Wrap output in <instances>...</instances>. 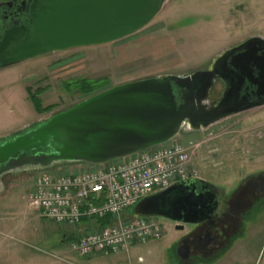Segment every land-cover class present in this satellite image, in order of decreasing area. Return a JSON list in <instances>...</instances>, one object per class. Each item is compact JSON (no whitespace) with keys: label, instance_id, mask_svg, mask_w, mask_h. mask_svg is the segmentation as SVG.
I'll list each match as a JSON object with an SVG mask.
<instances>
[{"label":"rangeland","instance_id":"1","mask_svg":"<svg viewBox=\"0 0 264 264\" xmlns=\"http://www.w3.org/2000/svg\"><path fill=\"white\" fill-rule=\"evenodd\" d=\"M252 37L264 38V0H168L148 26L127 38L102 46L50 53L0 69V138L37 124L40 112L26 98V87L33 96L40 90L48 91L43 96L45 105L56 103L55 110L42 114L47 120L92 94L83 95L73 90L74 86H68L70 83L99 81L101 88L131 79L189 76L206 70L219 55ZM178 138L186 146L198 145L193 151V163L202 179L234 189L241 174L264 167V108L200 132H182ZM252 147H257L256 156L261 160L244 153ZM246 160L251 165L245 171L241 165ZM91 168L89 164H61L48 172ZM35 171L19 170L0 178V264H138L139 258H143L144 264H180L179 246L172 242L174 236L182 233L161 217L149 218L161 224L160 241L135 246L128 253L99 255L95 259L73 253L70 244L77 238L76 228L56 225L29 203ZM262 215L254 223L257 225L252 233L248 229L242 233L240 245H261ZM123 217H136L134 207L128 208Z\"/></svg>","mask_w":264,"mask_h":264},{"label":"water","instance_id":"2","mask_svg":"<svg viewBox=\"0 0 264 264\" xmlns=\"http://www.w3.org/2000/svg\"><path fill=\"white\" fill-rule=\"evenodd\" d=\"M167 1L34 0L31 29L14 27L4 33L0 66L4 69L50 53L112 44L148 26ZM248 43L264 46V38L252 37ZM234 51L226 50L206 70L189 76L111 87L0 138V178L61 164H107L167 144L182 132H200L212 122L218 124L221 117L239 112L225 102L232 95L230 89L219 102L211 103L208 98L217 78L214 67ZM249 66L245 65L247 72H251ZM238 70L243 72L244 67L233 66V71ZM240 78L238 74L232 79L240 84ZM217 187L198 178L178 182L141 200L134 213L136 218L161 217L183 232L186 226L213 220L219 207ZM179 255L184 260L188 256Z\"/></svg>","mask_w":264,"mask_h":264},{"label":"built area","instance_id":"3","mask_svg":"<svg viewBox=\"0 0 264 264\" xmlns=\"http://www.w3.org/2000/svg\"><path fill=\"white\" fill-rule=\"evenodd\" d=\"M177 137L129 157L91 169L49 173L39 170L28 194L29 203L37 206L42 217L58 226L77 227L83 221L99 224L87 233L78 234L71 251L82 258L128 253L131 248L160 241L161 224L147 218H124L128 208L171 185L200 178L193 163V151ZM53 258L62 260L57 255ZM139 263L143 260L140 258Z\"/></svg>","mask_w":264,"mask_h":264},{"label":"flooded vegetation","instance_id":"4","mask_svg":"<svg viewBox=\"0 0 264 264\" xmlns=\"http://www.w3.org/2000/svg\"><path fill=\"white\" fill-rule=\"evenodd\" d=\"M33 1H0V41L4 33L14 27L31 29L29 16ZM249 39L228 49L237 51L229 53L224 61L214 67L213 73L217 78L213 80L214 84L209 90V102H219L224 93L228 96L230 89L229 93L232 95L225 102L232 111H239L221 117L218 122L264 108V46L249 44ZM247 63L251 66V72H247L245 68ZM233 66L244 67V73L240 70L233 71ZM238 74L241 77L240 84L238 80L232 79ZM202 80L203 78L200 79L199 86L202 85ZM197 93L196 91V95ZM216 123L217 121L212 122L208 126ZM214 190L219 207L213 220L194 227L186 226L181 236L175 240L182 254L188 255L187 259L194 256H211L216 259L221 256L224 247L239 240L250 221L264 211V169L241 174L234 189L217 187ZM186 249L188 250L185 251Z\"/></svg>","mask_w":264,"mask_h":264},{"label":"crops","instance_id":"5","mask_svg":"<svg viewBox=\"0 0 264 264\" xmlns=\"http://www.w3.org/2000/svg\"><path fill=\"white\" fill-rule=\"evenodd\" d=\"M134 81H138V80L131 79L130 81H128L126 83L134 82ZM123 84H125V83H123ZM119 85H121V84H119ZM115 86H117V85H115ZM110 87H114V86L112 85ZM26 90H28L27 87H26ZM43 92H42L41 95L38 96V98L40 99V101L42 103V106L44 108H47V107H50V106H56V103H51V104L45 105L46 101L43 98V96H45L48 91H45L44 93ZM36 95H38V94H36ZM26 98L29 101H31L30 94L28 93V91H27ZM31 103H32V101H31ZM256 110H258V109H256ZM42 120H44V119L42 117V114H40L38 116V118H36L35 121H36V123H39ZM258 152H259V150H257V147H252V148L248 149L247 152H244V153L246 155L250 154L249 158L252 157L253 159L261 160L262 159L261 157H257L256 156ZM250 160H246V162L250 161ZM246 162L244 163V165H241V168H244L243 170H245V168H247L248 165H251L249 162H247V163ZM261 166H262V164H261ZM263 169H264V167H260V168H257V169H250V170H247V171L245 170L246 171L245 173H251V172H254V171H257V170H263ZM32 180L34 181V177H33ZM209 183H211V182H209ZM212 184H214V185H216L218 187H222V184H219V183H212ZM32 185H31V187H32ZM263 213H264V211H261L260 214H258V216H256V218H253L250 221V224L246 228V229H248V232L252 233V230L257 225V224H254V223H257L256 221L259 219L260 216L261 217L263 216L262 215ZM99 223L100 222H96V221H90V222L87 221V220L83 221V223L81 225L75 227L77 235L78 234L87 233L92 227H94L96 225H99ZM245 230L243 232H245ZM253 233H254V231H253ZM178 237H180V236H178ZM178 237L174 236L172 245L177 244L175 242V240ZM263 239L264 238L262 237L261 240H260L261 241V245H257L258 248H257V246H253L252 243L250 245L247 244V243H245L243 245L242 244L240 245L239 244L240 241L237 240L234 244L227 245L226 247H224L221 256L217 257L216 259L214 257H211V256H206V257L205 256H201V257L200 256H194V257H189L188 259L184 260L179 255V253L181 252L179 247L177 249V255L179 257L180 264H234V263L235 264H257L259 258L263 255L259 264H264V240ZM99 255H100L99 253L98 254H94V255L86 258V259H95L94 257L95 256H99ZM100 256H102V255H100ZM141 259L143 260V258H141ZM137 263L138 264H144L145 262L143 260L142 263H139V261H137Z\"/></svg>","mask_w":264,"mask_h":264},{"label":"trees","instance_id":"6","mask_svg":"<svg viewBox=\"0 0 264 264\" xmlns=\"http://www.w3.org/2000/svg\"><path fill=\"white\" fill-rule=\"evenodd\" d=\"M99 85H100L99 81L79 80V81L70 83L68 86H74L73 90H79L80 93L83 94V95H89V94L92 93L91 95L88 96V97H90V96L95 94L94 93L95 91H97V90L102 88L101 90H99V92H101V91L106 90V89H108L110 87V86H108L109 85L108 84L107 85L108 87L106 86V87L98 88ZM27 91L30 94V90H27ZM42 92L43 91L40 90L38 92V95L35 94L34 96L32 94H30V99L32 101V104H33L34 108L38 112H40V114L51 113L53 110H55L56 106H50V107L44 108L42 106V103H41L40 99L38 98V96L41 95ZM96 93H98V91ZM88 97H86V98H88ZM109 223H111V221ZM109 223H107V224H109Z\"/></svg>","mask_w":264,"mask_h":264}]
</instances>
